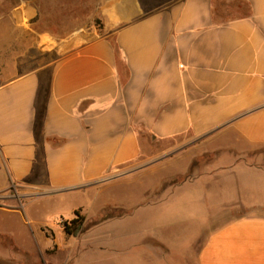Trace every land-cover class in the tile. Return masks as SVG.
<instances>
[{
    "label": "crops",
    "instance_id": "0c3cea01",
    "mask_svg": "<svg viewBox=\"0 0 264 264\" xmlns=\"http://www.w3.org/2000/svg\"><path fill=\"white\" fill-rule=\"evenodd\" d=\"M8 7L17 23L32 16L24 1ZM100 17L101 33L64 39L47 65L6 76L0 59V200L13 188L86 193L154 163L144 148L167 142L169 157L214 154L232 185L218 208L244 211L207 237L196 264H264V0H112ZM33 221L49 264H124L101 253L122 237L93 243L87 221L77 237ZM18 249L0 229V264Z\"/></svg>",
    "mask_w": 264,
    "mask_h": 264
},
{
    "label": "rangeland",
    "instance_id": "374dc122",
    "mask_svg": "<svg viewBox=\"0 0 264 264\" xmlns=\"http://www.w3.org/2000/svg\"><path fill=\"white\" fill-rule=\"evenodd\" d=\"M20 1L31 7L32 16L17 23L11 19L8 5ZM111 1L0 0V59L6 64L3 68L10 69L4 75H15V65L23 72L51 63L58 57V44L78 32L101 33L104 24L100 14ZM169 1L140 0L151 7ZM167 149V142L144 148L142 155L151 156L154 163L86 193L68 191L0 200V209L13 210L0 211V229L13 238L19 249L34 253L18 249L12 264H49V256L43 255L39 243L41 227L34 217L46 226L60 228L63 221L76 217V211L92 227L86 241L99 243L110 236H119V242L124 239L123 246L119 243L113 251L101 250L113 257L124 254V264H154L147 255L152 257L154 252L165 258L162 264H196L198 248L207 237L244 211L218 208L217 199L226 196L227 190L231 192L232 185L225 184L230 177L218 172L214 154L191 162L188 156L180 158L182 153L169 157ZM220 155L232 159L229 154ZM190 162L191 167L185 169ZM207 193L212 198L208 206L202 200ZM138 243L149 250L134 246L128 249Z\"/></svg>",
    "mask_w": 264,
    "mask_h": 264
},
{
    "label": "trees",
    "instance_id": "16d2710c",
    "mask_svg": "<svg viewBox=\"0 0 264 264\" xmlns=\"http://www.w3.org/2000/svg\"><path fill=\"white\" fill-rule=\"evenodd\" d=\"M75 213L76 217L69 221H63L62 227L68 236L77 237L86 230V218L81 215L80 211H76Z\"/></svg>",
    "mask_w": 264,
    "mask_h": 264
},
{
    "label": "built area",
    "instance_id": "2783aa9c",
    "mask_svg": "<svg viewBox=\"0 0 264 264\" xmlns=\"http://www.w3.org/2000/svg\"><path fill=\"white\" fill-rule=\"evenodd\" d=\"M15 193V192H14ZM15 196H18V194H14Z\"/></svg>",
    "mask_w": 264,
    "mask_h": 264
}]
</instances>
